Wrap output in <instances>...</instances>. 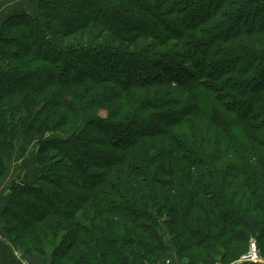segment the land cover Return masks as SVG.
<instances>
[{
	"label": "trees",
	"instance_id": "obj_1",
	"mask_svg": "<svg viewBox=\"0 0 264 264\" xmlns=\"http://www.w3.org/2000/svg\"><path fill=\"white\" fill-rule=\"evenodd\" d=\"M28 1L0 23V183L24 146L37 166L6 241L35 264L264 260V0Z\"/></svg>",
	"mask_w": 264,
	"mask_h": 264
},
{
	"label": "crops",
	"instance_id": "obj_2",
	"mask_svg": "<svg viewBox=\"0 0 264 264\" xmlns=\"http://www.w3.org/2000/svg\"><path fill=\"white\" fill-rule=\"evenodd\" d=\"M3 7V6H2ZM1 7V8H2ZM22 150L19 152L17 151L12 159H10L8 163V172L6 174V177L4 180L0 183V264H23V262H28L25 258H22V254L20 251L15 249L9 242L6 241L4 236L1 233V226H2V220H1V211L5 206V203L7 201V196L9 194V187L11 183L13 182H25V183H31L35 176H36V169L34 173L31 172H20L13 174L12 168V160L16 158V166L17 168H21V164L18 165L17 162H23L22 166L25 165L28 161V156L26 158V155L24 153V150L27 149V146L22 147ZM36 153V150H35ZM35 159V158H34ZM18 254H20L18 256ZM175 264H182L181 261L177 259H173ZM30 263V262H29Z\"/></svg>",
	"mask_w": 264,
	"mask_h": 264
},
{
	"label": "rangeland",
	"instance_id": "obj_3",
	"mask_svg": "<svg viewBox=\"0 0 264 264\" xmlns=\"http://www.w3.org/2000/svg\"><path fill=\"white\" fill-rule=\"evenodd\" d=\"M1 6H3V7L0 8V23L3 20V18H5L10 13H15V12H20V11H30V5H29L28 0H7ZM100 116H105V112L101 111ZM24 153L26 155V158L28 156V158H27L28 161H26L27 163L23 166H22V164L24 161L23 162H17L18 165L21 164L20 169L17 168V166H16V158L12 160L13 161L12 162V168H11V170H13L12 177H13V174H15V172L16 173H20L22 171L31 172V173L35 172V169L37 168L36 162L34 159L35 158V146L29 144L27 146V149L24 150ZM251 239H254V238H251ZM240 257L230 264L239 263L238 260L240 259ZM30 261L32 264H35V259L31 258ZM262 262H264V260H262Z\"/></svg>",
	"mask_w": 264,
	"mask_h": 264
},
{
	"label": "built area",
	"instance_id": "obj_4",
	"mask_svg": "<svg viewBox=\"0 0 264 264\" xmlns=\"http://www.w3.org/2000/svg\"><path fill=\"white\" fill-rule=\"evenodd\" d=\"M19 255L20 254H18V256ZM244 261L262 262V259L260 258L259 254H258V249H257L256 243L254 240H251L249 242L248 250L238 260V262H244ZM23 264H32V263L23 262ZM165 264H170L169 260H166Z\"/></svg>",
	"mask_w": 264,
	"mask_h": 264
},
{
	"label": "water",
	"instance_id": "obj_5",
	"mask_svg": "<svg viewBox=\"0 0 264 264\" xmlns=\"http://www.w3.org/2000/svg\"><path fill=\"white\" fill-rule=\"evenodd\" d=\"M236 264H264V262L244 261V262H239Z\"/></svg>",
	"mask_w": 264,
	"mask_h": 264
}]
</instances>
